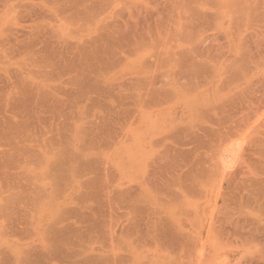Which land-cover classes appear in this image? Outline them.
I'll return each mask as SVG.
<instances>
[{"label": "rangeland", "instance_id": "374dc122", "mask_svg": "<svg viewBox=\"0 0 264 264\" xmlns=\"http://www.w3.org/2000/svg\"><path fill=\"white\" fill-rule=\"evenodd\" d=\"M0 264H264V0H0Z\"/></svg>", "mask_w": 264, "mask_h": 264}, {"label": "bare ground", "instance_id": "6f19581e", "mask_svg": "<svg viewBox=\"0 0 264 264\" xmlns=\"http://www.w3.org/2000/svg\"><path fill=\"white\" fill-rule=\"evenodd\" d=\"M105 1V0H104ZM107 2V1H106ZM106 2H104V3H106ZM91 4H93L94 5V3H91ZM90 9V8H89ZM171 178V177H170Z\"/></svg>", "mask_w": 264, "mask_h": 264}]
</instances>
